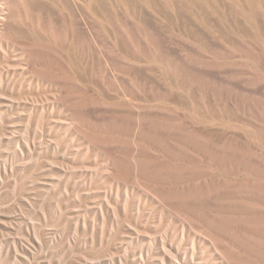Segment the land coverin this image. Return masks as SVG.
<instances>
[{"label":"rangeland","instance_id":"1","mask_svg":"<svg viewBox=\"0 0 264 264\" xmlns=\"http://www.w3.org/2000/svg\"><path fill=\"white\" fill-rule=\"evenodd\" d=\"M0 264H264V0H0Z\"/></svg>","mask_w":264,"mask_h":264}]
</instances>
